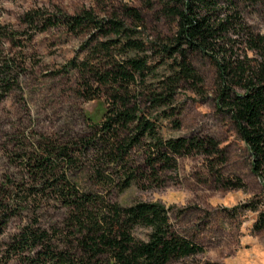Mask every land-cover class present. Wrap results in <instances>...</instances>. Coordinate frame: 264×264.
Listing matches in <instances>:
<instances>
[{
  "label": "rangeland",
  "instance_id": "374dc122",
  "mask_svg": "<svg viewBox=\"0 0 264 264\" xmlns=\"http://www.w3.org/2000/svg\"><path fill=\"white\" fill-rule=\"evenodd\" d=\"M125 6L137 9L142 22L136 25L125 17ZM160 9L161 0H0V64L10 59L17 66L12 89L0 100V189L11 185L15 191L33 187L27 183L24 164L42 155L45 143L68 145L71 149L80 139H93L98 134L103 114L111 107L113 92L90 73L83 78L70 61L76 64L85 59L91 68L103 70L110 62H121L132 55L119 45L114 48V44L107 55L95 52L100 42L114 41V37L88 40L67 34L62 27L28 28L25 15L35 11L74 15L89 10L99 20L116 17L132 31L133 38L146 45L143 55L154 67L143 80L136 78L128 86L130 104L156 123L158 138L208 137L217 143L220 153L211 157L201 152L170 156L171 161L165 164L158 161L154 141L141 139L123 162H103L100 176L96 177L94 165L101 141L93 139L89 146L77 148L71 162H62L57 173L80 191L98 195L104 205L126 208L144 202L165 207L172 229L201 248L166 264H264V182L253 174L247 148L228 119L216 109L212 64L202 57L192 60L203 80L201 95L180 84L168 107L154 108L149 99L151 93L159 92L160 81L170 73L168 65L158 64L151 50L152 43L170 37L174 31L160 15ZM238 11L249 30L264 37V5L241 3ZM236 41L241 59H258L241 38ZM90 95L92 98L87 100ZM149 157L154 159L153 168ZM132 171L135 179L120 190L126 173ZM29 192L36 194L32 189ZM25 195L20 198L27 203L9 214L0 235V264L106 262L107 252L90 261L77 241L70 237L65 240L59 232L54 234L52 247L68 257L57 261L38 257L36 253L43 249L40 246L25 250L21 256L9 250L7 244L27 226L58 231L66 225L68 212L62 205L43 198L33 201V197ZM131 232L144 240L150 229L137 225Z\"/></svg>",
  "mask_w": 264,
  "mask_h": 264
},
{
  "label": "trees",
  "instance_id": "16d2710c",
  "mask_svg": "<svg viewBox=\"0 0 264 264\" xmlns=\"http://www.w3.org/2000/svg\"><path fill=\"white\" fill-rule=\"evenodd\" d=\"M241 3L264 5V0H161L160 15L173 26L174 31L170 37L157 44L152 43L151 50L158 58V64L168 65L170 73L160 81L159 92L151 93L149 99L154 108L168 107L180 84L201 95L203 80L192 60L206 58L216 74V109L228 119L236 136L247 148L253 174L264 182V37L253 34L242 22L238 11ZM123 11L125 17L136 25L142 22L137 9L125 6ZM25 16L28 28L36 26L47 30L62 27L67 34L84 36L88 40L116 38L100 42L95 52L107 55L114 44V48L119 45L126 53L132 54L121 62H110V68L103 70L91 68L85 59L76 64L74 60L70 61V66L81 72L83 78L90 73L113 92L111 107L105 110L102 123L99 126L94 124L99 130L93 139L101 141L94 165L96 177L100 176L103 162H123L128 151L141 139L154 141L158 161L165 164L171 161L170 156L201 152L211 157L220 153L217 143L208 137L158 138L156 123L141 113L135 104H130L128 86L136 78L143 80L154 67L143 55L146 45L133 38L132 31L116 17L99 20L89 10L74 15H45L35 11ZM237 38H241L258 59H241L237 53ZM15 67L10 59L0 64V100L12 89ZM91 98L92 95L86 99ZM121 134H125L124 137L121 138ZM93 139L82 138L71 149L68 145L45 143L42 155H36L24 164L27 183L33 187L15 191L11 185L8 189H0V235L9 214L27 203L20 198L21 195L33 197V201L42 198L55 201L68 212L63 229L51 231L27 226L7 244L8 249L21 256L25 250L40 246L43 249L36 253L38 257L57 261L68 257L52 247L54 234L59 232L65 240L70 237L77 241L83 255H88L90 261L92 257L107 252L106 262L101 264H166L174 258L200 251L199 246L172 229L165 207L144 202L126 208L117 204L104 205L98 195L80 191L64 175L57 173L62 162H71L75 152L89 146ZM149 162L153 168L154 159L149 157ZM135 177L133 171L126 173L120 190L128 188ZM31 189L36 194L30 193ZM137 225L150 229L146 239L140 240L132 235L131 230ZM261 225H264V216ZM79 260L82 262L83 256Z\"/></svg>",
  "mask_w": 264,
  "mask_h": 264
}]
</instances>
